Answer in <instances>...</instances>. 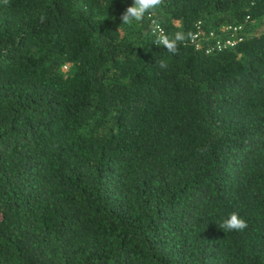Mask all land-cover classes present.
Masks as SVG:
<instances>
[{"label": "trees", "instance_id": "obj_1", "mask_svg": "<svg viewBox=\"0 0 264 264\" xmlns=\"http://www.w3.org/2000/svg\"><path fill=\"white\" fill-rule=\"evenodd\" d=\"M132 3L0 0V264H264V0Z\"/></svg>", "mask_w": 264, "mask_h": 264}, {"label": "clouds", "instance_id": "obj_2", "mask_svg": "<svg viewBox=\"0 0 264 264\" xmlns=\"http://www.w3.org/2000/svg\"><path fill=\"white\" fill-rule=\"evenodd\" d=\"M7 4L8 0H4ZM163 3V0H133L120 16L121 24L133 25L134 23L142 22L146 14H150L154 9L158 8ZM44 17H41V21ZM154 40L153 44L165 48L168 53L172 55L178 54V45L193 38V33H185L183 31H176L171 37L165 34L162 29L158 27L153 30ZM160 69L167 70L168 62L166 60L158 61ZM205 151V149H201ZM218 227L224 232H243L248 227L247 221L238 213L232 212L226 218L218 223Z\"/></svg>", "mask_w": 264, "mask_h": 264}, {"label": "built area", "instance_id": "obj_3", "mask_svg": "<svg viewBox=\"0 0 264 264\" xmlns=\"http://www.w3.org/2000/svg\"><path fill=\"white\" fill-rule=\"evenodd\" d=\"M159 28L162 29L161 25L159 24H155L154 25V29L155 28ZM196 32L193 35V41L196 43V45L199 47L200 46V40L203 36V25L201 23V21H199L196 25ZM243 30L242 26H223L221 28V32H218L219 36L218 39L216 41V43L214 44V46L212 48H210L208 50V52H211L215 49V47H217L219 50L223 49V48H228V47H234L236 46V44L240 41H242L244 38L241 35V31ZM210 37H214L216 36L214 31H211L209 33Z\"/></svg>", "mask_w": 264, "mask_h": 264}]
</instances>
